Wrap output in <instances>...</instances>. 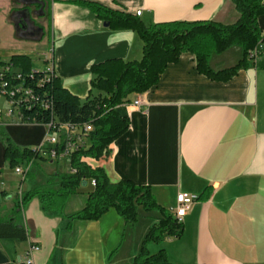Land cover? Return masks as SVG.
<instances>
[{
  "label": "crops",
  "instance_id": "obj_1",
  "mask_svg": "<svg viewBox=\"0 0 264 264\" xmlns=\"http://www.w3.org/2000/svg\"><path fill=\"white\" fill-rule=\"evenodd\" d=\"M70 1L0 0V60L25 54L32 69L44 70L47 66H33L34 54L53 44L52 69L64 88L82 101L108 96L91 86L96 78L91 65L140 60L143 42L135 31L104 26L88 8ZM88 1L132 14L140 11L146 25L203 20L232 24L239 18L232 0ZM258 23L264 36V13ZM258 52L225 81L199 73L195 56L182 53L167 64L156 85L129 94L115 107L129 126L107 152L97 159L83 158L91 167L103 168L112 183L127 179L148 185L166 210L176 206L179 192L193 199L182 219L181 236L149 242L150 255L164 249L174 264H264V42ZM242 55V47L234 45L212 54L209 66L222 70ZM137 97L144 102L141 107L132 104ZM0 126L21 147H48L43 125L4 124L2 119ZM86 141L89 145L88 136ZM3 152L0 139V196L12 199L1 202L0 218L9 215L23 191L22 177L8 166ZM55 161L59 167L62 160ZM70 170L68 163L66 170L54 171ZM93 188L91 179L83 180L62 214L45 211L40 199L32 197L16 219L27 237L0 238V264H26L31 245L38 247L30 254L32 264L131 263L160 212L138 207L134 222L114 208L96 220L68 219L84 206Z\"/></svg>",
  "mask_w": 264,
  "mask_h": 264
},
{
  "label": "trees",
  "instance_id": "obj_2",
  "mask_svg": "<svg viewBox=\"0 0 264 264\" xmlns=\"http://www.w3.org/2000/svg\"><path fill=\"white\" fill-rule=\"evenodd\" d=\"M232 1L239 13V18L232 24L203 20L156 22L148 25L136 14L112 9L95 1H70L88 8L96 17L107 22L109 28L135 31L143 42V55L140 60L124 62L109 59L91 65L90 72L96 75L91 86L105 91L108 96L84 101L64 88L57 75L49 80L46 72L33 70L31 81L43 85L37 87L32 83L30 86L37 87L35 89L39 93L45 91L49 94L54 115L59 120L73 123L89 121L93 110L102 115L92 121L93 130L88 133V147L73 152L67 159L71 168L69 172L54 173L43 184L21 192L19 205L14 207L9 216L0 218V238L26 239V230L16 219L23 205L32 197L40 199L45 211L62 214L66 200L77 192L83 180L93 179L94 188L88 193L84 206L67 218L96 220L114 208L126 221L134 222L138 207L144 211L158 210L161 217L145 234L138 255L131 263L125 264H174L164 249L150 255L147 244L160 243L168 237H180L183 232L182 223L177 222L168 209L157 204L148 185L135 184L127 179L112 183L103 168L91 167L83 158L97 159L107 152L108 146L129 126V119L120 116L115 107L122 104L129 94L142 93L156 85L167 64L176 62L182 53L193 54L197 71L213 80H228L238 69L247 66L249 52L264 42L258 23V17L264 13V5L262 0ZM234 45L242 47V58L234 66L213 71L209 66L212 54H219ZM8 59L24 73L32 70V60L28 55L14 54ZM4 61L0 60V64ZM102 104L104 107L100 106ZM22 111L24 119L33 121L29 123L44 125L51 120V110L30 107ZM0 139L4 144V160L11 169L31 159L46 160L38 155L36 148L21 147L14 143L2 126ZM30 176L29 171L24 180Z\"/></svg>",
  "mask_w": 264,
  "mask_h": 264
},
{
  "label": "built area",
  "instance_id": "obj_3",
  "mask_svg": "<svg viewBox=\"0 0 264 264\" xmlns=\"http://www.w3.org/2000/svg\"><path fill=\"white\" fill-rule=\"evenodd\" d=\"M137 11L136 15H139ZM52 52V50H51ZM258 45L249 52L250 59L258 56ZM44 61L47 68L44 70L32 69L29 73H24L16 67L9 59L0 64V98L4 99L5 106L0 107V123L4 119V124L10 123H29L33 122L28 118L24 119L23 108L37 107L43 110H51V120L44 124L46 127V141L50 144L48 147L39 146L38 155L50 160H66L71 154L79 149L88 147L86 137L93 130L92 121L102 114L92 111L89 121L73 123L70 121H61L54 115L52 102L47 92L39 93L35 88L43 84L31 81V73L34 71H44L49 75V80L56 76L52 69V54L45 53ZM34 70V71H33ZM35 84L37 87L30 86ZM144 102L138 97L132 101L136 107H141ZM99 106V105H98ZM104 107V105H100ZM101 108H98V110ZM34 159L25 161L16 165L13 170L24 180L25 174L30 171ZM71 169V168H70ZM94 185V180L91 179ZM20 183V192H21ZM192 198L186 192H179L176 196V206L169 209L177 222L182 223V219L190 208ZM37 245H31L28 251L26 264H32L30 254L37 250Z\"/></svg>",
  "mask_w": 264,
  "mask_h": 264
},
{
  "label": "rangeland",
  "instance_id": "obj_4",
  "mask_svg": "<svg viewBox=\"0 0 264 264\" xmlns=\"http://www.w3.org/2000/svg\"><path fill=\"white\" fill-rule=\"evenodd\" d=\"M52 47H53V44L52 45L50 44L49 49H46L45 51H43L44 53H38L36 55L34 54L33 66L35 68H41V67L46 66V63L43 62L44 57H45V53L48 55H51L52 54V52H51ZM4 106H5L4 99L0 98V107L4 108ZM119 112H121V109H119ZM39 132H40V130H39ZM46 132L47 131L45 130L43 143H44V145H49L50 143L48 141H46V136H47ZM67 168H68V162L66 160H62L61 164H59V167H57V161H55V160L44 162V161H41L40 159H36L30 168V172L32 173V176L27 177L26 180L24 181V183H22L23 191L26 188H31L32 185L43 184L41 182L42 181L45 182L46 178L51 177L55 173L54 170H56V169L66 170ZM6 201L11 202L12 199L9 198V196H6L4 198L0 196V204H1V202L5 203ZM14 203L18 206L19 200L15 199ZM0 210H1V208H0ZM11 212L12 211H10L9 215L11 214ZM9 215H7V216H9Z\"/></svg>",
  "mask_w": 264,
  "mask_h": 264
},
{
  "label": "water",
  "instance_id": "obj_5",
  "mask_svg": "<svg viewBox=\"0 0 264 264\" xmlns=\"http://www.w3.org/2000/svg\"><path fill=\"white\" fill-rule=\"evenodd\" d=\"M104 26H108V23L107 22H104Z\"/></svg>",
  "mask_w": 264,
  "mask_h": 264
},
{
  "label": "bare ground",
  "instance_id": "obj_6",
  "mask_svg": "<svg viewBox=\"0 0 264 264\" xmlns=\"http://www.w3.org/2000/svg\"><path fill=\"white\" fill-rule=\"evenodd\" d=\"M47 76H49L48 74H47ZM45 77V76H44Z\"/></svg>",
  "mask_w": 264,
  "mask_h": 264
}]
</instances>
